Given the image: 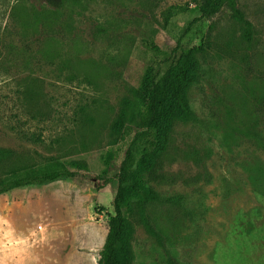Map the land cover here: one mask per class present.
<instances>
[{
    "label": "rangeland",
    "instance_id": "374dc122",
    "mask_svg": "<svg viewBox=\"0 0 264 264\" xmlns=\"http://www.w3.org/2000/svg\"><path fill=\"white\" fill-rule=\"evenodd\" d=\"M199 1L0 0V186L65 166L88 179L52 190L85 186L86 220L107 231L114 190L95 178L133 138L121 102L177 44L202 48L192 119H161L153 148L133 144L120 264H264V0H238L249 39L227 9L198 19Z\"/></svg>",
    "mask_w": 264,
    "mask_h": 264
},
{
    "label": "crops",
    "instance_id": "0c3cea01",
    "mask_svg": "<svg viewBox=\"0 0 264 264\" xmlns=\"http://www.w3.org/2000/svg\"><path fill=\"white\" fill-rule=\"evenodd\" d=\"M53 187L25 185L0 194V264H97L92 250H102L108 231L93 217L86 220L85 186L67 189L72 197Z\"/></svg>",
    "mask_w": 264,
    "mask_h": 264
},
{
    "label": "trees",
    "instance_id": "16d2710c",
    "mask_svg": "<svg viewBox=\"0 0 264 264\" xmlns=\"http://www.w3.org/2000/svg\"><path fill=\"white\" fill-rule=\"evenodd\" d=\"M237 4L238 0H200L196 8L199 14L198 19L210 20L222 9H227L236 21L243 24L249 39L251 24L244 18ZM24 17L26 16L21 15L18 23L23 37L27 25ZM174 50L176 53L175 59L165 71L147 75L141 88L133 91L131 98L121 102L122 105L130 109L135 132L120 164L111 167L103 176L95 178V180L103 181L114 190L112 200L114 215L109 221L106 240L100 251L99 264H120L117 248L122 239L124 227L120 202L123 194V184L129 176L128 165L132 157L133 144L142 139L148 148H153L155 141L152 129L157 127L161 119L167 120L168 125L178 119H192V111L186 97V88L190 78L198 68L196 55L202 51V48L199 46L187 49L183 45L177 44ZM145 93L147 94L146 98ZM79 177L88 179V176H81L62 166L60 170L45 175H34L6 182L0 186V194L25 185L50 184L63 179ZM248 178L252 185L258 187L260 181L256 175L251 174ZM260 193L264 195V192Z\"/></svg>",
    "mask_w": 264,
    "mask_h": 264
}]
</instances>
